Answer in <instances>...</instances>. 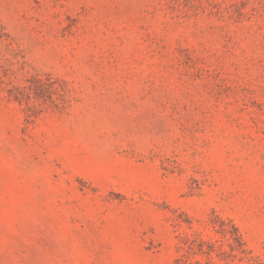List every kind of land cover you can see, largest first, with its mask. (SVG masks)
I'll return each instance as SVG.
<instances>
[{
    "label": "rangeland",
    "instance_id": "1",
    "mask_svg": "<svg viewBox=\"0 0 264 264\" xmlns=\"http://www.w3.org/2000/svg\"><path fill=\"white\" fill-rule=\"evenodd\" d=\"M0 264H264V0H0Z\"/></svg>",
    "mask_w": 264,
    "mask_h": 264
}]
</instances>
